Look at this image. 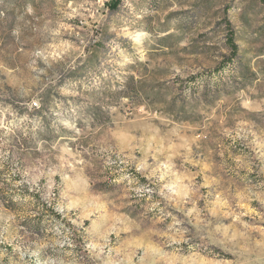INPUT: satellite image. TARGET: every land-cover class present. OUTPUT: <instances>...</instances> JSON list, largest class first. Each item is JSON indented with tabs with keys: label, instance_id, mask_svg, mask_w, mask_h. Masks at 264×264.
Instances as JSON below:
<instances>
[{
	"label": "rangeland",
	"instance_id": "rangeland-1",
	"mask_svg": "<svg viewBox=\"0 0 264 264\" xmlns=\"http://www.w3.org/2000/svg\"><path fill=\"white\" fill-rule=\"evenodd\" d=\"M0 264H264V0H0Z\"/></svg>",
	"mask_w": 264,
	"mask_h": 264
},
{
	"label": "trees",
	"instance_id": "trees-1",
	"mask_svg": "<svg viewBox=\"0 0 264 264\" xmlns=\"http://www.w3.org/2000/svg\"><path fill=\"white\" fill-rule=\"evenodd\" d=\"M229 49L233 56H236L239 52V46L235 40L234 30L230 27V35L228 39ZM139 175V174H136ZM115 181L110 182L109 186L105 190L111 189L115 185ZM17 197V198H16ZM4 196L1 198L5 204V207L11 211L26 214L28 212L35 211L31 216H26L24 222H37L38 225L42 224L43 221L49 217H55L62 219V215L56 212L54 206L46 201H43L38 193L30 192L27 190L24 193L18 194L17 196ZM64 222V220H62ZM37 233V232H36Z\"/></svg>",
	"mask_w": 264,
	"mask_h": 264
}]
</instances>
